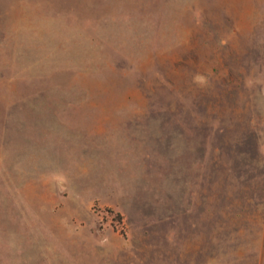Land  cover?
<instances>
[{
	"label": "rangeland",
	"instance_id": "374dc122",
	"mask_svg": "<svg viewBox=\"0 0 264 264\" xmlns=\"http://www.w3.org/2000/svg\"><path fill=\"white\" fill-rule=\"evenodd\" d=\"M0 264H264V0H0Z\"/></svg>",
	"mask_w": 264,
	"mask_h": 264
},
{
	"label": "trees",
	"instance_id": "16d2710c",
	"mask_svg": "<svg viewBox=\"0 0 264 264\" xmlns=\"http://www.w3.org/2000/svg\"><path fill=\"white\" fill-rule=\"evenodd\" d=\"M120 218V217H119ZM120 220H121V218H120Z\"/></svg>",
	"mask_w": 264,
	"mask_h": 264
}]
</instances>
